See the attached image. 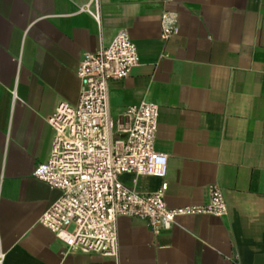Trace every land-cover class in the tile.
I'll return each mask as SVG.
<instances>
[{"label": "crops", "instance_id": "0c3cea01", "mask_svg": "<svg viewBox=\"0 0 264 264\" xmlns=\"http://www.w3.org/2000/svg\"><path fill=\"white\" fill-rule=\"evenodd\" d=\"M0 0V264H264V0ZM178 31L161 37V14ZM126 29L140 64L109 84L119 116L143 100L159 105L155 147L165 179L123 173L140 193L159 190L169 207L206 204L218 185L223 216H181L154 233L146 220L118 218L116 256L64 253L39 222L60 195L34 176L47 160L48 117L76 104L77 70Z\"/></svg>", "mask_w": 264, "mask_h": 264}, {"label": "built area", "instance_id": "2783aa9c", "mask_svg": "<svg viewBox=\"0 0 264 264\" xmlns=\"http://www.w3.org/2000/svg\"><path fill=\"white\" fill-rule=\"evenodd\" d=\"M79 11L99 21V0H90ZM177 31V15L163 12L161 37L166 40ZM139 64L137 45L126 29L119 30L109 45L83 55L77 70L78 102H60L48 117L53 129L50 153L35 167L34 176L61 193L39 222L63 241L65 254L81 251L116 256L120 216L146 220L158 234L181 216H223L228 211L216 184L209 185L206 204L172 208L164 197L166 180L151 193L137 192L121 181L127 172L162 179L168 172L167 154L155 147L159 105L143 100L117 117L110 111V81L127 77Z\"/></svg>", "mask_w": 264, "mask_h": 264}]
</instances>
